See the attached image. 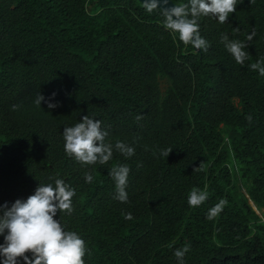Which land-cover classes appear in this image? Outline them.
Here are the masks:
<instances>
[{
	"label": "trees",
	"instance_id": "1",
	"mask_svg": "<svg viewBox=\"0 0 264 264\" xmlns=\"http://www.w3.org/2000/svg\"><path fill=\"white\" fill-rule=\"evenodd\" d=\"M142 3L0 0V205L63 179L73 211L54 219L85 241L84 264H180L174 252L186 244L183 264H264V76L250 67L264 66V0H237L226 23L199 17L207 51ZM222 34L247 45L243 64ZM85 115L108 132L106 164L65 152L64 128ZM117 165L130 169L127 202L109 175ZM194 187L208 193L198 207L188 203ZM220 199L227 205L209 220Z\"/></svg>",
	"mask_w": 264,
	"mask_h": 264
},
{
	"label": "clouds",
	"instance_id": "2",
	"mask_svg": "<svg viewBox=\"0 0 264 264\" xmlns=\"http://www.w3.org/2000/svg\"><path fill=\"white\" fill-rule=\"evenodd\" d=\"M162 3L167 5L168 0H162ZM142 4L149 13L159 9L165 18L164 27L177 33L185 45L191 44L196 50L207 51L209 44L199 34L198 18L211 15L220 23H226L229 14L236 11L237 0H188L185 4L163 9L159 7L158 0H144ZM253 35L248 36L249 41ZM221 42L237 63H244L248 56L244 51L247 47L245 43L230 40L226 34L221 35ZM250 67L264 76L261 62L252 63ZM44 100L45 97L38 93L35 104L41 106ZM57 106L48 102L49 109ZM18 107L12 106L13 110ZM136 119H142V115H137ZM247 119L251 122V116ZM62 135L65 152L81 164L103 165L112 159L113 145L105 142L108 132L102 128L99 119L85 115L74 126L65 127ZM115 149L129 157L135 152L133 147L121 141L115 143ZM171 151L172 148L164 149L161 155L168 157ZM129 172L126 165H117L109 172L115 182L116 198L121 202L128 200L126 187ZM92 180V174L86 172L85 181L91 183ZM74 196L75 189L63 179H56L54 185L39 184L34 194L26 200H16L11 207L0 205V235L4 236V243L0 244V264H18V258H22L24 264H84L83 257L87 252L85 241L78 233L65 231L60 221L54 219L57 212L71 214ZM207 199L208 193L195 187L188 194V203L192 207L200 206ZM227 203L226 199H220L209 209L207 218H215ZM124 218L131 220L133 217L131 213H125ZM189 251L190 244H186L182 249H176L174 256L183 264V258ZM26 253H31V258Z\"/></svg>",
	"mask_w": 264,
	"mask_h": 264
},
{
	"label": "water",
	"instance_id": "3",
	"mask_svg": "<svg viewBox=\"0 0 264 264\" xmlns=\"http://www.w3.org/2000/svg\"><path fill=\"white\" fill-rule=\"evenodd\" d=\"M140 1L144 2V0H140ZM158 3H159V7L162 8V9L163 8H171V7H174L175 4H176L173 0H168V4L167 5H164L162 3V0H158ZM174 19H175V17H174ZM197 51H199V50H197Z\"/></svg>",
	"mask_w": 264,
	"mask_h": 264
},
{
	"label": "rangeland",
	"instance_id": "4",
	"mask_svg": "<svg viewBox=\"0 0 264 264\" xmlns=\"http://www.w3.org/2000/svg\"><path fill=\"white\" fill-rule=\"evenodd\" d=\"M163 87H165V83H163ZM259 212V211H258ZM260 213V212H259Z\"/></svg>",
	"mask_w": 264,
	"mask_h": 264
},
{
	"label": "built area",
	"instance_id": "5",
	"mask_svg": "<svg viewBox=\"0 0 264 264\" xmlns=\"http://www.w3.org/2000/svg\"><path fill=\"white\" fill-rule=\"evenodd\" d=\"M261 215V214H260ZM262 216V215H261ZM263 220H264V217H263Z\"/></svg>",
	"mask_w": 264,
	"mask_h": 264
}]
</instances>
